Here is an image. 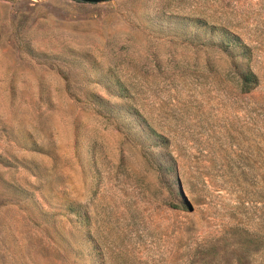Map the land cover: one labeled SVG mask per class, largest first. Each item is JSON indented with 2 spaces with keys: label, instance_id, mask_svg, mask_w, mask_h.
Instances as JSON below:
<instances>
[{
  "label": "rangeland",
  "instance_id": "1",
  "mask_svg": "<svg viewBox=\"0 0 264 264\" xmlns=\"http://www.w3.org/2000/svg\"><path fill=\"white\" fill-rule=\"evenodd\" d=\"M0 264H264V0H0Z\"/></svg>",
  "mask_w": 264,
  "mask_h": 264
},
{
  "label": "trees",
  "instance_id": "2",
  "mask_svg": "<svg viewBox=\"0 0 264 264\" xmlns=\"http://www.w3.org/2000/svg\"><path fill=\"white\" fill-rule=\"evenodd\" d=\"M240 83L243 86L247 85L245 90H248V89H250V86L253 87V85L255 83V77L249 71L242 72V73H240Z\"/></svg>",
  "mask_w": 264,
  "mask_h": 264
},
{
  "label": "water",
  "instance_id": "3",
  "mask_svg": "<svg viewBox=\"0 0 264 264\" xmlns=\"http://www.w3.org/2000/svg\"><path fill=\"white\" fill-rule=\"evenodd\" d=\"M74 1H77V2H82V3H102V2H108V1H111V0H74Z\"/></svg>",
  "mask_w": 264,
  "mask_h": 264
}]
</instances>
